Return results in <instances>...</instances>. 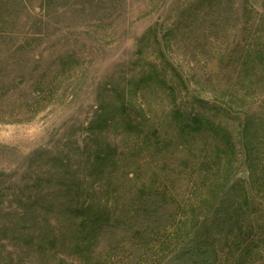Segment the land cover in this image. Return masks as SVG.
Wrapping results in <instances>:
<instances>
[{"label":"rangeland","instance_id":"374dc122","mask_svg":"<svg viewBox=\"0 0 264 264\" xmlns=\"http://www.w3.org/2000/svg\"><path fill=\"white\" fill-rule=\"evenodd\" d=\"M0 30V263L182 264L216 194L241 181L243 232L228 242L213 219L205 232L219 264H264V0H0ZM124 91L136 129L120 116L95 137L94 115ZM76 184L112 224L88 249L51 252L36 217L71 237ZM152 199L157 213L137 217Z\"/></svg>","mask_w":264,"mask_h":264},{"label":"trees","instance_id":"16d2710c","mask_svg":"<svg viewBox=\"0 0 264 264\" xmlns=\"http://www.w3.org/2000/svg\"><path fill=\"white\" fill-rule=\"evenodd\" d=\"M5 34V31L0 30V37H4ZM19 52H25V48H22ZM154 70L158 72L157 69ZM157 78L160 80L161 84L166 83L165 78ZM131 95L130 91L122 92L120 95V108L114 110L111 109V107L103 106L94 115L93 119L89 123V127L95 137H97L99 133H104L112 121L118 120L120 116L124 118L123 120L125 121V125L132 128V131L136 129V127L132 124L129 115V112L132 110L129 108ZM182 117L183 129L188 131L194 130L196 132L203 131L204 129H211L216 135L226 141L228 145H231V135L221 126L211 123L208 119L200 115L187 117L182 115ZM113 152L114 150L108 144L99 149L94 160V167L96 170L99 169V173H103V169L110 165L109 161L113 157L111 156ZM67 188L70 190L69 198L70 200L72 199L70 207L67 210L70 219L73 221V226L70 230L72 232L71 237L67 232H65V234L61 232V235L57 234L54 228H51L49 225L50 221L46 218V216H44L43 219L36 217V221L40 222V224H43L44 222L47 223V226L43 229V232L39 233L37 239L41 243H45L46 245L48 244L50 251L55 253H58L59 251L62 252L66 248V242H68L69 239L75 242V251H79L78 249L81 247L88 249V245L97 241L104 228L112 224V214L110 209L96 203L92 199L91 195L85 192L83 185L76 184L70 187L67 185ZM243 190L245 191L240 181L235 183L232 187L228 186V190L225 192L216 194V197L213 199L214 211L212 212V217L210 213L207 217L202 219V222H200L198 226L194 227L192 235L187 237V246L177 255L178 257L176 260L178 262H182V264H219V253L215 247V233H212L214 229H211V232H209L210 234L205 232L207 227H209L207 226V222H210V219H213L210 226L224 232L228 242L232 241L231 239L233 238L235 231L242 233L245 222L244 218L247 216L246 211L248 212L250 207L248 195L246 194L244 197V195L238 196L237 194ZM50 210H52V208H50ZM30 211L32 213H39V207L31 206ZM156 213L157 210L155 209V204L153 205L152 199L143 204L140 211H137L136 216H142L146 220H150ZM23 214L24 213H21V215ZM147 230L140 231L139 234L141 236H138L141 238L146 237ZM229 237L232 238L230 239ZM0 264L9 263L4 262Z\"/></svg>","mask_w":264,"mask_h":264}]
</instances>
